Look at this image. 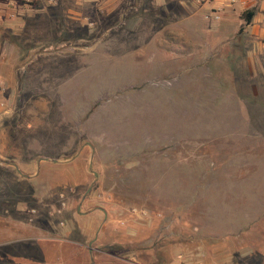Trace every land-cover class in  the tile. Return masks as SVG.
I'll use <instances>...</instances> for the list:
<instances>
[{
    "label": "rangeland",
    "instance_id": "obj_1",
    "mask_svg": "<svg viewBox=\"0 0 264 264\" xmlns=\"http://www.w3.org/2000/svg\"><path fill=\"white\" fill-rule=\"evenodd\" d=\"M180 14L117 0L8 37L0 264H264V102L208 98L206 65L151 71V52L176 59L159 37Z\"/></svg>",
    "mask_w": 264,
    "mask_h": 264
},
{
    "label": "crops",
    "instance_id": "obj_2",
    "mask_svg": "<svg viewBox=\"0 0 264 264\" xmlns=\"http://www.w3.org/2000/svg\"><path fill=\"white\" fill-rule=\"evenodd\" d=\"M116 1L0 0V42L8 43L5 50L0 45V54L6 56L8 51H12L14 45L9 43V36H20L29 31L33 35L43 34V19L46 16L60 19L63 23L67 20L70 25V21L85 17L88 10H97L101 13L109 11ZM145 1H149L153 6L162 7L168 6V3L174 0ZM175 1L181 9V14L172 24H167V21L164 23L165 28L161 30L159 41L176 43L181 49L177 51L176 59L172 61L166 59L162 61L161 57L160 60H154L156 54L151 52L147 56L151 71L158 72L160 68L175 65L177 68H197L199 73L206 65L212 76L207 83L208 98L225 99L224 105L231 109H236L240 105L255 106L258 101L264 102V0L260 3L258 0V6L253 5L256 0ZM250 7L254 10L249 23H244L239 13L237 15L233 13L234 9L243 10ZM196 13H203V18L205 14L209 18L216 13L218 18L211 21L202 18L198 22L194 19ZM167 26L172 27L168 29ZM173 26L189 27L190 33H193H179ZM200 28L205 31L203 36L198 33L197 29ZM155 37L156 34L145 33L142 39L151 42ZM260 119L263 121V117ZM28 259L32 264H41L39 260ZM7 261L14 264L18 262L11 258H7ZM98 262L100 261L94 260L93 264ZM103 262L112 264L110 260Z\"/></svg>",
    "mask_w": 264,
    "mask_h": 264
},
{
    "label": "trees",
    "instance_id": "obj_3",
    "mask_svg": "<svg viewBox=\"0 0 264 264\" xmlns=\"http://www.w3.org/2000/svg\"><path fill=\"white\" fill-rule=\"evenodd\" d=\"M253 8H246L243 9L240 13H239V17L244 21V23H249L251 20V17L253 15Z\"/></svg>",
    "mask_w": 264,
    "mask_h": 264
},
{
    "label": "built area",
    "instance_id": "obj_4",
    "mask_svg": "<svg viewBox=\"0 0 264 264\" xmlns=\"http://www.w3.org/2000/svg\"><path fill=\"white\" fill-rule=\"evenodd\" d=\"M212 16H213V18H218V15L216 14V13H213L212 14ZM204 18H208V15L207 14H205L204 15ZM4 89V87H3V81L1 80V78H0V91H2Z\"/></svg>",
    "mask_w": 264,
    "mask_h": 264
}]
</instances>
